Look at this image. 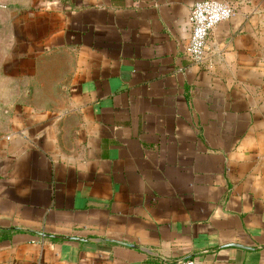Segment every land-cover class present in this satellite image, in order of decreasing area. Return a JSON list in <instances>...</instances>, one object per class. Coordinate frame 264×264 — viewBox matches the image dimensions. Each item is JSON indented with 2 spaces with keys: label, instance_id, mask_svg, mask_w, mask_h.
I'll return each instance as SVG.
<instances>
[{
  "label": "crops",
  "instance_id": "1",
  "mask_svg": "<svg viewBox=\"0 0 264 264\" xmlns=\"http://www.w3.org/2000/svg\"><path fill=\"white\" fill-rule=\"evenodd\" d=\"M199 1L23 20L0 56V264H264V0H220L196 63Z\"/></svg>",
  "mask_w": 264,
  "mask_h": 264
},
{
  "label": "built area",
  "instance_id": "2",
  "mask_svg": "<svg viewBox=\"0 0 264 264\" xmlns=\"http://www.w3.org/2000/svg\"><path fill=\"white\" fill-rule=\"evenodd\" d=\"M235 8L228 1L204 0L196 2L190 12L191 39L188 55L196 63H202L208 50L209 36L221 22L227 21L234 14ZM178 264H199L192 258H185Z\"/></svg>",
  "mask_w": 264,
  "mask_h": 264
},
{
  "label": "rangeland",
  "instance_id": "3",
  "mask_svg": "<svg viewBox=\"0 0 264 264\" xmlns=\"http://www.w3.org/2000/svg\"><path fill=\"white\" fill-rule=\"evenodd\" d=\"M45 0H0V56L17 51L23 20H35Z\"/></svg>",
  "mask_w": 264,
  "mask_h": 264
},
{
  "label": "water",
  "instance_id": "4",
  "mask_svg": "<svg viewBox=\"0 0 264 264\" xmlns=\"http://www.w3.org/2000/svg\"><path fill=\"white\" fill-rule=\"evenodd\" d=\"M233 245L241 246V247H245V248H250V247H247V246H244V245H240V244H235V243H233Z\"/></svg>",
  "mask_w": 264,
  "mask_h": 264
}]
</instances>
